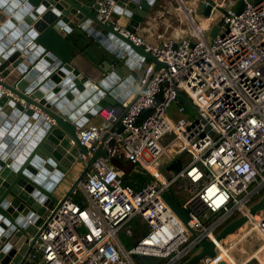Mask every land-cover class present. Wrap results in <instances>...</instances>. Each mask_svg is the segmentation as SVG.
<instances>
[{"label": "built area", "instance_id": "obj_1", "mask_svg": "<svg viewBox=\"0 0 264 264\" xmlns=\"http://www.w3.org/2000/svg\"><path fill=\"white\" fill-rule=\"evenodd\" d=\"M225 1L214 0L208 16L179 2L189 32L159 45L120 26L112 15L113 0L98 2V20L111 22L162 65L154 69L149 61L135 80L131 100L97 111L105 122L76 129L88 155L100 147L106 157L94 159L70 193L52 206L20 264H132V253L157 257V264H181L203 240L217 249L200 262L216 264L222 260L221 242L213 231L240 216L249 223L246 233L254 231L264 246V212L255 218L245 208L264 188V0H243L239 13ZM218 18L221 23L209 38ZM172 103L176 112L188 105L194 114L173 121L166 114ZM117 121L120 132L111 128ZM175 143L176 152L189 157L177 171L165 167ZM78 158L86 160L81 153ZM112 158L129 162L146 181L124 182L109 163ZM171 186L183 194L174 200L187 214L185 223L162 199ZM134 216L146 231L125 249L116 233Z\"/></svg>", "mask_w": 264, "mask_h": 264}, {"label": "water", "instance_id": "obj_2", "mask_svg": "<svg viewBox=\"0 0 264 264\" xmlns=\"http://www.w3.org/2000/svg\"><path fill=\"white\" fill-rule=\"evenodd\" d=\"M100 1L0 0V264L22 262L52 206L70 193L94 159L106 157L100 147L88 155L76 139V129L101 109L99 101L113 107L125 99L121 90L136 91L133 73L145 59L154 62V69L162 65L111 22L97 19ZM113 1L112 14L127 18L124 28L135 33L159 0ZM213 7L214 0H198L195 10L208 16ZM242 7L240 0L235 12ZM220 23L218 18L210 27L209 38ZM81 61L97 75L87 74L79 66ZM125 68L128 75L123 74ZM116 126L120 132L119 121L111 128ZM178 146L169 148L172 158L165 167L182 153L176 152ZM80 153L86 157L82 171L57 198L55 188ZM162 199L185 223L186 212L168 191ZM263 206L264 196L258 203L260 209ZM246 220L245 216L234 219L222 234L234 232ZM243 238L231 252L236 260L258 244L253 236ZM216 249L213 242L203 240L199 250L181 264H197L213 257ZM148 260L157 264L159 258Z\"/></svg>", "mask_w": 264, "mask_h": 264}, {"label": "crops", "instance_id": "obj_3", "mask_svg": "<svg viewBox=\"0 0 264 264\" xmlns=\"http://www.w3.org/2000/svg\"><path fill=\"white\" fill-rule=\"evenodd\" d=\"M179 2L181 3V5H183L185 7L194 6V12H195V14H197L195 9H196V4H197L198 0H159L156 3V5H154L148 12H146L145 17L142 19V21L136 27L135 34L139 35L145 41H147L148 43L153 44V45L161 44L168 37L177 40V39L185 36L189 32L190 26L187 23V20L185 19L183 12L180 11L179 9H177ZM112 15H113V17L118 18V23L120 26L124 27L126 25L127 18L118 17V16H115L114 14H112ZM212 16L215 17V14H212ZM72 36H73V34H72ZM148 62H149V60L145 59L141 65L140 69L134 71L133 75L135 77V80L138 78L143 66L145 64H147ZM79 66L82 69H84L87 74L95 75V76L97 75V72L93 68H91L85 61L79 62ZM80 67H79V69H80ZM123 72H124L123 73L124 75L129 74V72L126 68L123 69ZM135 84H136V81H135ZM121 92H123L122 93V94H124L123 97H125L126 100H131L134 96V92H132V90L127 89V93H125L124 90H121ZM99 103L101 105V109L107 107V105L103 101H99ZM116 105H119V102H117ZM97 122H105L100 117L98 112H96L94 115H92L87 120V123H97ZM112 159H114V158H112ZM85 162H86V160H82L80 158H77L76 162L72 165L70 170L66 171V173L63 176V180L61 181V184H59L55 188L54 195L57 198L62 197V195L65 193V191L73 183L74 179L82 171V169L85 165ZM79 163H81V164H79ZM109 163L116 170H118L120 172V176H121L122 180H124V181H126V182H128L134 186H138V185H140L146 181V178H147L146 175L141 174L140 171L135 169L131 164H129V163L126 164V161H124V160H122V162L120 164H114L111 162V160H109ZM125 165L127 166V170H125ZM174 191H175V189H174ZM73 197L76 198L77 195H73ZM175 200L178 201L179 199H175ZM237 218H239V217H235V218L231 219L228 223H230L231 221H233L234 219H237ZM139 223H141L140 220L138 221V224ZM143 225H145V224H143ZM226 225H224V226H226ZM140 226H141V224H140ZM145 231H146V229L144 231H142L141 229L138 230L137 235H139V236L137 237L135 242L145 233ZM131 234L132 233H130L129 235H131ZM118 242L122 245L123 248H125L119 240H118ZM229 254H230L229 249H227V248L226 249H224V248L220 249V255H221L223 260L227 261L230 264H238L234 261V259ZM191 255H193V254H191ZM244 262L247 263V261H244ZM246 263L242 262L241 264H246Z\"/></svg>", "mask_w": 264, "mask_h": 264}, {"label": "rangeland", "instance_id": "obj_4", "mask_svg": "<svg viewBox=\"0 0 264 264\" xmlns=\"http://www.w3.org/2000/svg\"><path fill=\"white\" fill-rule=\"evenodd\" d=\"M247 1H252V0H247ZM226 6L230 7L231 9L235 10L237 5L239 4L240 0H226ZM206 31H204V36L207 38L206 36ZM208 39V38H207ZM175 103H172L167 109H166V114L173 120L176 121L178 119V117L182 116L183 113L187 114V115H193L194 113L192 112V109L188 106V105H184V112L182 113H178L176 112L175 109ZM189 157L186 153H182L181 154V160H188ZM81 164V163H79ZM78 166V165H77ZM170 194H172V196L175 199H182V193L181 194H176L174 192V187L171 186L169 189ZM264 196V188L260 189V191L255 194V196H253L246 204H245V208L248 210V212L250 214H252L255 218L259 217L260 215H262V213L264 212V206L260 209L258 207V203L261 200V198ZM139 218L138 216H134L131 220H129L128 222H126L122 227H120V229L117 231L116 233V237L118 238V240L123 244V246L125 247V249H129L135 242V240L137 239V237L139 235L138 234V230H142L144 231L146 229V226L143 225L142 223H139ZM141 224V226H140ZM227 224V223H226ZM249 223H244L242 226H240L239 228H237L234 232L224 236L223 233V229H224V225L220 226L219 228H217L216 230L213 231V235L216 239L221 241V244L223 245L222 248L224 249H229V255L234 259L235 262H239L238 264L246 263L244 261L247 260L246 264H260L259 261L253 256L254 253H256V251H258L259 247L262 245V241L261 239L256 235V233L254 231H249V234L247 237L249 236H253L255 238H257L258 240V244L256 246H254L251 250L248 251V253H246L242 258H240L239 260H236L232 255L231 252L236 248V246L245 238L244 234L246 233V231H248L249 229ZM127 229H129L131 231V235L127 234ZM240 239V241H239ZM239 241V242H238ZM234 243V244H232ZM232 244V245H231ZM231 245V246H230ZM221 247H219V252H220ZM196 250H198V247L193 250L191 252V254H193ZM130 260L132 264H150V261L148 260V258H151V256H140L138 254H130ZM257 257L260 259L261 256L257 255ZM160 261V259H159ZM158 261V262H159ZM157 262V263H158ZM197 264H204L203 262H199Z\"/></svg>", "mask_w": 264, "mask_h": 264}, {"label": "trees", "instance_id": "obj_5", "mask_svg": "<svg viewBox=\"0 0 264 264\" xmlns=\"http://www.w3.org/2000/svg\"><path fill=\"white\" fill-rule=\"evenodd\" d=\"M110 160L114 164H120L122 162V160H119V159H116V158L110 159ZM128 163L129 162H126V164H128ZM180 166H181V159L180 158H176L173 162H171V164L168 166V168L170 170L177 171L180 168ZM125 170H127V166L126 165H125ZM124 182H126V181H124Z\"/></svg>", "mask_w": 264, "mask_h": 264}, {"label": "bare ground", "instance_id": "obj_6", "mask_svg": "<svg viewBox=\"0 0 264 264\" xmlns=\"http://www.w3.org/2000/svg\"><path fill=\"white\" fill-rule=\"evenodd\" d=\"M225 3H226V2H225ZM212 13H213V14H216L215 11H213ZM246 236H248V232L244 234V237H246ZM239 241H240V239H239ZM239 241H238V242H239ZM232 244H234V243H232ZM232 244H231V245H232ZM231 245H230V246H231ZM219 247L222 248V244H218V248H219ZM262 251H264V246H260L259 249H258V251H256V253H254V255H253V256L259 261L260 264H264V257L261 256ZM218 253H219V257H220V259H222L221 255H220V252H218ZM257 255H260L261 258L259 259V258L257 257ZM222 260H223V259H222ZM236 263H239V262H236Z\"/></svg>", "mask_w": 264, "mask_h": 264}, {"label": "clouds", "instance_id": "obj_7", "mask_svg": "<svg viewBox=\"0 0 264 264\" xmlns=\"http://www.w3.org/2000/svg\"><path fill=\"white\" fill-rule=\"evenodd\" d=\"M211 14V13H210ZM83 177V176H82Z\"/></svg>", "mask_w": 264, "mask_h": 264}]
</instances>
